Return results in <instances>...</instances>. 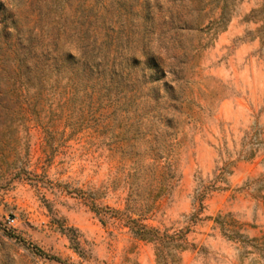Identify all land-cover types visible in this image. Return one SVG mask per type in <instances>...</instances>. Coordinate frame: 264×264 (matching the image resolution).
Returning <instances> with one entry per match:
<instances>
[{
	"label": "rangeland",
	"instance_id": "obj_1",
	"mask_svg": "<svg viewBox=\"0 0 264 264\" xmlns=\"http://www.w3.org/2000/svg\"><path fill=\"white\" fill-rule=\"evenodd\" d=\"M34 1L0 0L8 42L37 26ZM147 1H61L104 42L91 76L105 90L88 95L66 79L77 29L57 42L58 77L0 95V264H156L126 211L182 234L174 264H264V0H234L218 32L207 19L188 26L197 0ZM61 226L76 228L77 251Z\"/></svg>",
	"mask_w": 264,
	"mask_h": 264
},
{
	"label": "trees",
	"instance_id": "obj_2",
	"mask_svg": "<svg viewBox=\"0 0 264 264\" xmlns=\"http://www.w3.org/2000/svg\"><path fill=\"white\" fill-rule=\"evenodd\" d=\"M66 2V0H61ZM60 0H38L35 2V8L38 10V20L36 27L26 32L24 38L19 37L15 43H10L7 40V35H0V95H4L14 87L17 81L22 80V84L32 85L33 81H38L48 71L58 77L63 62H60V56L57 54L56 45L62 35H68L75 32L77 29V36L80 38V49L77 60L67 56L70 61L76 62V66H70L67 70V81L75 82L83 87L85 94L91 95L94 92L100 93L105 90V83L103 77L99 76L92 78L91 72L94 68H98L103 61V55L100 54L103 48V41H99L96 36H89V25L84 27V21L70 20L69 16L65 14L64 2ZM192 1V0H190ZM198 4L195 8L198 12V20L196 22H189L188 26L195 25L197 28H202V22L207 19L205 27L209 29L214 26V30L222 31L225 29L226 12L229 5H232L234 0H197ZM62 3V4H61ZM67 3V2H66ZM145 4L148 1L145 0ZM264 8V5L261 7ZM217 10V16L209 18L213 10ZM258 9H252L251 12H256ZM192 9L189 10L191 12ZM47 18L42 20V17ZM201 16V17H200ZM74 23V25H72ZM146 68L154 70L149 74V80H157L160 76V68L155 59L147 56L144 63ZM50 68V70H48ZM143 72L141 76H145ZM7 78L11 81L7 90H4L2 79ZM113 79L108 80V88L113 85ZM6 80V79H4ZM72 85V84H71ZM3 98H0V101ZM166 167H162L157 177V183L154 190L149 192L152 196V202L167 189L168 173ZM134 176V175H133ZM154 191V194H153ZM152 207V204H144L139 210L147 212ZM143 212L139 213L143 217ZM123 219L125 226L128 227L132 236L139 241L149 242L154 245V256L156 264H174L177 261V252L184 249L181 233H168L166 229L161 230L158 227H153L141 222L140 218H132L130 213L123 212ZM61 231L68 237L76 250L78 243L77 230L73 227L61 226Z\"/></svg>",
	"mask_w": 264,
	"mask_h": 264
},
{
	"label": "built area",
	"instance_id": "obj_3",
	"mask_svg": "<svg viewBox=\"0 0 264 264\" xmlns=\"http://www.w3.org/2000/svg\"><path fill=\"white\" fill-rule=\"evenodd\" d=\"M15 224V217L14 216H6L4 220V225L7 227H13Z\"/></svg>",
	"mask_w": 264,
	"mask_h": 264
},
{
	"label": "clouds",
	"instance_id": "obj_4",
	"mask_svg": "<svg viewBox=\"0 0 264 264\" xmlns=\"http://www.w3.org/2000/svg\"><path fill=\"white\" fill-rule=\"evenodd\" d=\"M73 55L75 54V53H72Z\"/></svg>",
	"mask_w": 264,
	"mask_h": 264
}]
</instances>
